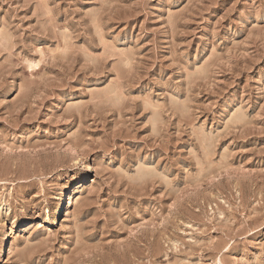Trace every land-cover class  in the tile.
Returning a JSON list of instances; mask_svg holds the SVG:
<instances>
[{
  "label": "rangeland",
  "instance_id": "obj_1",
  "mask_svg": "<svg viewBox=\"0 0 264 264\" xmlns=\"http://www.w3.org/2000/svg\"><path fill=\"white\" fill-rule=\"evenodd\" d=\"M0 264H264V0H0Z\"/></svg>",
  "mask_w": 264,
  "mask_h": 264
},
{
  "label": "bare ground",
  "instance_id": "obj_2",
  "mask_svg": "<svg viewBox=\"0 0 264 264\" xmlns=\"http://www.w3.org/2000/svg\"><path fill=\"white\" fill-rule=\"evenodd\" d=\"M73 189V188H72ZM75 192V191H74ZM73 198V196L69 199V201H67L66 199H64V197H61L60 199H58L59 200V204L57 205V211L55 212V215L53 214V218H55V219H61L62 218V215H63V213H64V211H65V209H66V207L68 206V205H71V203H72V199ZM48 216V215H47ZM26 223V222H25ZM27 224V223H26ZM25 225V224H24ZM5 240H6V242H5V246H4V248H2L3 249V251H1L2 252V255H6L7 254V252H8V250H9V247H10V242L8 243L7 241V238H5ZM12 251V250H11ZM2 257H4V256H2Z\"/></svg>",
  "mask_w": 264,
  "mask_h": 264
}]
</instances>
